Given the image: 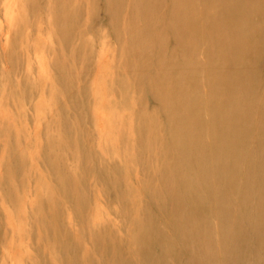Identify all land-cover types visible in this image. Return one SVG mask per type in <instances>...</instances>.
I'll return each instance as SVG.
<instances>
[{
  "label": "rangeland",
  "instance_id": "rangeland-1",
  "mask_svg": "<svg viewBox=\"0 0 264 264\" xmlns=\"http://www.w3.org/2000/svg\"><path fill=\"white\" fill-rule=\"evenodd\" d=\"M0 264H264V0H0Z\"/></svg>",
  "mask_w": 264,
  "mask_h": 264
},
{
  "label": "bare ground",
  "instance_id": "bare-ground-1",
  "mask_svg": "<svg viewBox=\"0 0 264 264\" xmlns=\"http://www.w3.org/2000/svg\"><path fill=\"white\" fill-rule=\"evenodd\" d=\"M60 14H59V11H58V14H57V20H58V18L60 17L59 16ZM239 18V17H238ZM57 20H56V22H57ZM60 20V19H59ZM237 20V19H236ZM236 22V21H235ZM213 26V25H212ZM215 26H217V25H215ZM209 27V26H208ZM255 27V26H254ZM214 28V27H213ZM239 29V28H238ZM197 33V32H196ZM238 33V32H237ZM243 33H245V32H243ZM251 40V39H250ZM135 42V41H134ZM188 46V45H187ZM195 46V45H194ZM217 46V45H216ZM203 47V46H202ZM205 48V47H204ZM203 48V49H204ZM197 50V49H196ZM203 53V52H202ZM201 55V54H200ZM207 55V54H206ZM142 56V55H141ZM208 56V55H207ZM200 57V56H199ZM131 59H133V58H131ZM209 61V60H208ZM132 63V62H131ZM137 64V63H136ZM143 64V63H142ZM214 65V64H213ZM57 66H59L58 64H57ZM143 66H144V64H143ZM58 69L60 68V67H57ZM210 70V69H209ZM217 70V69H216ZM204 71V70H203ZM220 71V70H219ZM201 73V72H200ZM220 75V74H219ZM220 77V76H219ZM181 84V83H180ZM198 87V86H197ZM202 87V86H201ZM214 87V86H213ZM199 88V87H198ZM217 88V87H216ZM210 89V88H209ZM219 89V88H218ZM221 90V89H220ZM128 98V97H127ZM202 104V103H201ZM192 105H193V103H192ZM201 107V106H200ZM113 120V119H112ZM177 120V119H176ZM150 145V144H149ZM179 162H181V161H179ZM160 163V162H159ZM184 163V162H183ZM211 225V224H210ZM215 225V224H214ZM216 226V225H215ZM218 231V230H217ZM222 232V231H221ZM226 235V234H225ZM139 243L142 245V246H144V244L146 243L147 244V241L146 240H144V239H142L141 237L139 238ZM153 246V245H152ZM146 251V250H145ZM162 259V258H161ZM165 261V260H164Z\"/></svg>",
  "mask_w": 264,
  "mask_h": 264
}]
</instances>
